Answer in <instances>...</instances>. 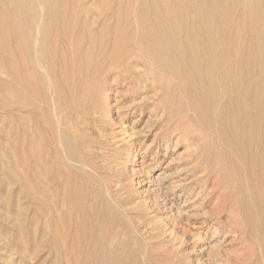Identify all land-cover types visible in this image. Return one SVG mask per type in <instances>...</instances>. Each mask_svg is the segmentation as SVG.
<instances>
[{
    "label": "rangeland",
    "instance_id": "obj_1",
    "mask_svg": "<svg viewBox=\"0 0 264 264\" xmlns=\"http://www.w3.org/2000/svg\"><path fill=\"white\" fill-rule=\"evenodd\" d=\"M112 1L108 0L107 9L110 8L114 11L121 6V20L124 22L129 21L131 27L125 33V38L122 40L123 43L120 44L114 42L110 34L103 40L97 37L98 39L93 42L90 67H86L84 58L81 55L73 56V48L76 47L77 43H74L72 40L70 41L68 38L66 39L65 36L72 32L74 23L78 25L83 24L84 19H86L85 12L87 11L90 19L94 17L97 21L99 10L104 8L102 0H64L62 10L65 14H68L67 17L78 9L81 18L79 21H74L73 19L65 20L66 24L64 25H60L63 23L60 21L57 31L54 30L53 32L55 36L59 33L51 46L55 50L53 64L56 62L57 71L52 76L53 78H50L53 82L67 83L68 85L67 88H59L58 93L64 97L65 106L71 109L73 107L74 114H72L73 117L69 120L67 128L80 141H78L79 145L83 143L80 147L85 163L83 168H80L78 163H68L65 162L66 159L57 156L58 152H60V144L58 139L56 140L58 124L53 118H50L49 122H44L39 115H36L38 113H36L37 110L35 108H26L24 100L21 101L17 98L18 93L14 89L17 90L16 87L20 86L27 76H31V72L28 71V63L24 56H22L23 53L20 47L17 46L18 44H16L13 38L10 39V37L4 35V24L0 20V264H73L70 260H78V264H83V262L84 264H93V262L90 263L88 260L85 262L88 257L87 255L93 249H96L98 253H102L104 256L106 255L105 257H111L115 253H118L117 250L121 248L119 247L122 244L121 242H126L128 246L131 245L127 249V258L130 263L134 262L135 264H155V262L157 264H252V262L253 264H264V253L260 244L261 242L248 229L249 225L246 228L247 223L243 212L240 210L241 199L238 192L240 185H237L239 184L236 176L237 173L229 165L230 170L226 155L220 149L214 135H210L212 127L214 128L215 126L211 125L210 127L207 124L204 127H208L204 129L202 126L196 125L193 122L192 112L184 95L180 96V89L176 85L171 86V79L170 83L161 82L156 77L157 73L152 71L149 66V61L145 60L146 57L143 55H139V52L129 51L130 53L128 52L127 55H124L120 59L121 61H117L118 59L114 61L110 58V53L115 46L128 47L136 40L132 15L137 8L136 2L134 3V0H114L112 3ZM91 27V30L94 32L100 28L98 25ZM88 44L87 39L82 40V50H85ZM80 57L81 63L78 60ZM115 64L118 66H113ZM12 66L15 67L14 74L10 71V67ZM78 71L80 74L77 75ZM75 76L76 79L74 78ZM92 83L94 86L90 88ZM20 89H22L21 95L24 96V89ZM49 91L48 89L47 92ZM49 93L51 94V91ZM65 94L67 97H65ZM74 99L76 105L72 106ZM182 114H185V116L181 117L180 115ZM188 114L190 115V119L188 118ZM36 118H40L38 120L39 123H37ZM236 121V126H240L241 124L239 123L241 121ZM41 124L44 126L42 127ZM222 125L224 126V123L220 122L219 126ZM39 126L42 127V130ZM44 128L47 129L44 130ZM207 128L208 130L206 131ZM38 130L46 131L47 134L43 132V135ZM257 140L258 138L254 137L252 141L255 142ZM37 150L38 152L40 151L38 153L40 155L37 154ZM219 151L221 152L219 153ZM48 152H50L48 157L47 155L46 157L42 155L48 154ZM26 155L30 156V160H28L29 157ZM220 155L225 162H222L221 158H219L220 160L217 159ZM40 157L41 159H39ZM42 158H45V161ZM51 158L62 163L65 162L67 165L65 163H63L64 165L57 163L58 161H53ZM28 161L32 162L29 163ZM88 161L91 162L89 165H87ZM26 163L31 164V167L30 165L25 166L27 165ZM225 164L227 167H225ZM57 166L61 168L58 167L57 169ZM64 170L68 172V175ZM37 171L40 172L38 173ZM70 172L72 173L70 174ZM41 173L43 174L41 175ZM78 177H81L85 181L78 180ZM38 179L41 180L39 181ZM259 179L263 183H260L259 189L264 191V181L262 182L263 179L261 177ZM67 180L69 182L67 185L73 186V188L69 186L72 188L71 190L65 184ZM72 180L78 184H74ZM86 182L93 186L90 187V184L88 185ZM103 185L107 187L104 186V188ZM261 185L263 188H261ZM63 186H65V189ZM81 186L82 188L86 187V190H88L85 193L90 192L89 194L87 193V197L90 198L91 196V202L85 197L86 195L83 197L87 200L82 198L84 202H81L82 199L77 201V198L70 196L73 194L74 188L77 190ZM58 189L59 191H57ZM68 189L72 191V193L70 192L71 194ZM27 190H29V193ZM53 191H56L54 195ZM75 192L77 191H74V194ZM64 193L65 195H63ZM231 194H235L234 197L237 196L239 199L232 197ZM256 195H258L257 198L264 201V192L260 191ZM46 196L49 197L47 198ZM95 196L96 199H94ZM98 196L103 197V199H100ZM40 198L43 200L40 201ZM57 198L60 200H56V203H54V200ZM73 198L78 203H74ZM97 198L101 200L100 202L103 201L106 208L100 204L99 199L97 201ZM52 199L53 202L51 201ZM69 199H72V203L71 200L69 202ZM236 200H239V202ZM59 201L60 203H57ZM119 201L122 203L120 204ZM109 202L115 208L114 212ZM90 203L96 210L91 208ZM54 204H59L57 205L59 207H55ZM117 204L120 208H118ZM47 205H49L51 211L45 209L48 208ZM43 207H45L46 213ZM73 207L80 213L82 211L83 214L77 213ZM84 208H87L85 212H83ZM237 208L241 213H239ZM69 210L73 213L70 212L71 218L75 219L74 224L72 223L73 220L69 218ZM87 210L89 212L94 210V214L92 211L89 214ZM103 210H106L105 214H103ZM59 211L64 217L59 215ZM74 214L75 218L72 217ZM78 214L82 217V220L83 218L85 219L83 222H80V226H87L88 233L89 231H94L97 222H99L98 224L101 227L107 224L106 227L108 229L103 227L107 230H103V228L101 230L100 228L101 231L98 232L96 240L89 233L88 240V237H86L87 228L85 229V226L80 227L78 225ZM117 214L119 215L117 216ZM90 215H93L96 221H91ZM105 215H109L108 218L106 217V220ZM60 216L62 217V221ZM55 217L58 222L54 220ZM116 217L121 220H117L114 223L117 219ZM48 218L52 220L50 221ZM110 220H114V222L111 223L112 221L109 222ZM85 221L86 224H84ZM101 221L103 223L106 221V223L102 224ZM50 222L52 223V227ZM69 222L71 223V227L67 226L68 224L70 225ZM107 222H109V225ZM49 223L50 225H48ZM75 223H77L78 227H76ZM58 224L63 227L60 229V232L67 227L69 230L66 229L58 233L56 230ZM88 224L92 227L88 226ZM114 224H117V226ZM53 226H56V228L54 229ZM118 226L124 228L120 229ZM89 227L92 230H89ZM126 227L127 230L123 231ZM72 228H76V230L80 229V232L77 230L80 237L78 236L79 234L74 236L76 230ZM246 229L248 230L246 231ZM81 230L82 232H86H83V236ZM115 230L118 233L117 235ZM112 231H114L115 235ZM72 232H74L73 237L76 241L72 240ZM128 232L130 235H128ZM102 233L103 235L106 233V236H103ZM55 234H58L59 239ZM111 234L113 235L112 238ZM108 235L110 236L108 237ZM170 235L171 237H169ZM249 235L251 236L249 237ZM114 236H117V238ZM78 237L81 242L77 239ZM82 237H84L83 239L86 237L85 241L87 243L84 242ZM65 238L67 239V243ZM97 239L99 242H97ZM116 239H119L118 241L121 239V241H117L115 245L114 241ZM69 240L71 241L69 242ZM49 241H53L55 246ZM77 241L80 242L81 248L78 246ZM133 242L135 244H132ZM145 242L147 243L145 244ZM94 243L96 247L94 246L93 248ZM100 243H103L105 246ZM60 244H62L61 248ZM90 244L92 247H90ZM107 244L111 245L108 247ZM85 245H88V247ZM113 246H116V249ZM178 246L180 247L178 248ZM77 247H79V250L81 249L79 251L81 255ZM63 248L66 251H63ZM74 248L77 249L75 252H78L76 253L80 255L78 256L79 258L76 253L73 254L74 251L72 250ZM85 248L87 249L85 250ZM102 248L104 251L110 249L108 252L106 251V254ZM89 249L91 250L90 252ZM162 253H165V255L162 256ZM257 253L259 255L262 254V259H259L261 256L259 257ZM71 254L75 255V257ZM151 255L156 260H152ZM160 260L162 261L161 263ZM77 262L74 263L77 264ZM106 264L117 263L110 260Z\"/></svg>",
    "mask_w": 264,
    "mask_h": 264
},
{
    "label": "bare ground",
    "instance_id": "obj_2",
    "mask_svg": "<svg viewBox=\"0 0 264 264\" xmlns=\"http://www.w3.org/2000/svg\"><path fill=\"white\" fill-rule=\"evenodd\" d=\"M63 1L64 0H0V20H1L2 24H4V27H3L4 35L7 37H10V39L13 38L15 40L16 44H18L17 46L20 47V49L23 53L22 56H24L26 62L28 63V71L31 72V76H27L23 80V83H21L20 86L16 87L17 90L14 89V91L16 93H18L17 98L21 101L24 100V103L26 104V108H35L37 110L36 113H38L36 115H39V117H41V119L44 122L48 121L50 118H53V120L58 124V132H56L57 133L56 140L58 139V142L60 144V149H61V150L59 149L60 152H58L57 156L62 158V159H66L65 162L76 163V164L78 163L80 168H83L85 166V163H84V157H83L82 149H80V147L82 146L83 143L79 145L80 141L78 139H76L75 135L73 133H71L70 131H68V128H67V124H68L69 120L71 119V117H73L72 114H74V112H73L74 110H72L73 107L71 109V108H68L67 106H65L64 97L58 93L59 88H61V87H62V89L67 88L68 85H67V83L61 84L59 82L58 83H56L55 81L53 82L50 78L53 75H55L56 71H57V67L55 66L56 62H55V64H53V56L55 54V50L51 46L53 45V42L56 40V38H57L56 36H58L59 33H58V35L56 34V36H55V34H53L54 30L57 31V29L59 27L58 25L60 24V21L63 22L60 25H64V24H66L65 20L73 19L74 21H76V20L79 21L81 18L80 14L78 12V9H76L73 13L70 14L69 17H67L68 14H65L62 10ZM113 1H112V3H113ZM107 2H108V0H102L104 8L99 10V16H98L97 21L95 20L94 17L92 19H90V17L88 16V11H87V12H85V18L87 20L84 19V17H83V19L86 22L84 21L82 25L81 24L78 25V24L74 23L72 26V32L68 33L67 36H65L66 39L68 38L70 41L72 40V41H74V43H77L76 47L73 48V56L76 57L78 55L79 56L81 55V57L84 58V63L86 64L87 68L91 66V64H89L90 61H92L91 60V58H92V55H91L92 52L91 51L93 49V42H94V40L98 39L97 37H99L101 40H103L104 38L108 37V35L110 34V36L113 37L114 42H118L117 44H120V43H123L122 40H124V38H125V33L131 27L129 21L124 22L121 20L122 19L121 18V9H122L121 6H119L117 8V10L112 11L110 8H109L110 10L107 9V5H108ZM134 3H135V5H137L136 10L134 11V13H132V15H133V27H134L135 33H136V40H135L136 43L134 44V42H135L134 41L128 47L115 46L113 48L112 52L110 53V58L114 61L117 59H118L117 61H121L120 59L124 55H127V53L129 51L139 52L140 53L139 55H141V56L143 55L144 57H146L145 60L149 61V63L148 62L147 63L151 67L152 71L157 73L156 77L159 78V80H161V82L170 83V79H171L172 80L171 86L176 85L180 89L179 90L176 87L181 92L180 96L184 95V98L186 99L187 104L189 105V109L192 112L191 115L193 117V122H195L196 125L198 124V126H202L204 129H205V127H208V126L204 127V125H207V124H209L210 127H211V125L215 126L214 128L212 127V131L210 129L208 132L210 133V131H211L210 135L211 134L214 135V138L216 139V142L218 143L220 149H222V151L226 155V158L229 162V164L227 163L228 166L230 165L232 167V169H234L235 172L237 173L236 174L234 172L237 176L238 181H239V182L237 181L239 183L237 185H240L239 189H238L240 199H241L240 210L243 212V216H244L245 221L247 223L246 228L249 225L248 229L251 230V233L254 234V237L259 239V241L261 242L260 244L262 245L263 253H264V206H263L264 201H262L260 198H257L258 195H256L260 191L264 192L261 189H259L260 183H261V179H259V178L261 177L263 179L262 182L264 181V0H134ZM127 8H128V6H127ZM132 12H133V10H132ZM107 13H110L111 15L107 14ZM88 19H90V20H88ZM110 21H112V23H110ZM97 25L100 26V28L96 32L92 31L91 26H97ZM134 38H135V36H134ZM84 39H87L89 44L85 50H82L81 42ZM64 43H65V40H64ZM56 54H57V52H56ZM103 55H104V53H103ZM81 57L78 58L79 62H80ZM106 62H104V63H106ZM78 66H79V63H78ZM81 66H82V64H81ZM113 66L116 67L118 65L115 64ZM76 69H78V68L76 67ZM10 71H11V73L14 74L15 73V67L14 66L10 67ZM7 72H8V69H7ZM22 73H23V71H22ZM78 74H80V72L77 73V75ZM74 78L76 79V76ZM94 83H95V81H94ZM81 85H82V83H81ZM92 86H94L93 83L90 86V88H92ZM20 88L24 89V96L21 95L20 92L22 89H20ZM48 89L51 91V94L49 93L50 91L47 92ZM15 92H14V94H15ZM79 94H78V96H79ZM84 96H85V94H84ZM65 97H67L66 94H65ZM75 105H76V102L74 99V103H72V106H75ZM185 107H186V105H185ZM23 108H25V107L23 106ZM77 110H78V108H77ZM25 113H26V111H25ZM180 116L183 117V116H185V114H182ZM188 116H189L188 118L190 119L189 114H188ZM31 118L33 119V117H31ZM34 119H35V117H34ZM39 119L40 118H38V119L36 118L37 121ZM235 121L236 122L241 121V123H239L241 125L236 126L237 124H235ZM191 122H192V119H191ZM220 122L224 123V126L223 125L219 126ZM37 123H39V121ZM40 123H41V120H40ZM52 123H53V121H52ZM30 124H31V122H30ZM52 125L55 126L54 124H52ZM43 126L44 125H42V127ZM39 127H41V126H39ZM42 127H41V130H42ZM202 127H200V128L203 129ZM35 128H36V125H35ZM45 129H47V128H44V130ZM41 130L40 131L38 130V131L42 132L41 134L44 135V133L46 131L44 132ZM207 130H208V128L206 129V131ZM36 131H37V128H36ZM55 131H56V129H55ZM33 134H34V132H33ZM46 134H47V132H46ZM36 136H37V133H36ZM36 136H35V138H36ZM39 136H41V135L39 134ZM47 136L50 137L49 135H47ZM254 137L258 138V140L255 142L252 141L254 139ZM43 138H45V137L43 136ZM42 140H45V139H42ZM34 141L36 142V140H34ZM35 145H37V144H35ZM46 146L48 147L47 144H46ZM212 148H213V146H212ZM41 152H43V151L41 150ZM53 152H55V151H53ZM53 152H52V154H54ZM220 152L221 151H219V153ZM38 153H40V151L38 152V150H37V154ZM49 154H50V152H48V154L46 153L45 155L44 154H42V155L45 157L47 155V157H48ZM28 155H30V154H28ZM28 155H26V156H28ZM38 155H40V154H38ZM28 157H29L28 160H30V156H28ZM221 157L222 156L220 155V157H218L217 159L220 160L219 158H221ZM39 159H41V157ZM42 159H44V161H45V158H42ZM51 160L54 161L55 159L51 158ZM55 161L57 162L58 160H55ZM221 161L225 162L224 159L222 160V158H221ZM28 162L30 163L32 161H28ZM65 162H63V163H65ZM29 163L28 164L26 163L27 165H25V166L30 165V167H31V164H29ZM57 163H62V162L58 161ZM90 163L91 162H89L87 165H89ZM225 165H223V166H225ZM230 166H229V168H230ZM58 167L59 166H57V169H58ZM225 167H227V165ZM26 168H28V167H26ZM38 168L40 169L39 166H38ZM59 168H61V167H59ZM69 168H70V166H69ZM48 169H49V167H48ZM59 170H61V169H59ZM70 170L72 171L73 169H70ZM230 170H231V168H230ZM40 171H41V169H40ZM64 171H66V170H64ZM63 172H62V175H63ZM71 173L72 172H70V174ZM94 173H96V172H94ZM42 174L43 173H41V175ZM67 175H68V172H67ZM76 175H77V173H76ZM79 175L81 176V174H79ZM94 176H96V175H94ZM233 177H235V176H233ZM78 178H79L78 180L85 181L81 177H78ZM84 178H86V177H84ZM231 179H232V177H231ZM46 180H48V179H46ZM73 180H74V178H73ZM73 180H72V182H73ZM234 180H235V178H234ZM49 181H50V179H49ZM42 182H43V180H42ZM75 182H76V180H75ZM55 183L57 184L56 181H55ZM68 183L69 182L67 180V182L65 184L67 185ZM86 183L88 184V182H86ZM41 184L43 185V183H41ZM74 184H78V183H74ZM231 184L233 185L232 182H231ZM261 184H263V183H261ZM45 185H46V182H45ZM69 186L73 188L72 185L69 184ZM69 186H68V188H70ZM92 186L93 185L90 184V187H92ZM104 186H106V185H103V187ZM63 187L65 189V186H63ZM236 187H238V186H236ZM48 188H50V187H48ZM72 188H70V190ZM232 188H234V187H232ZM261 188H263L262 185H261ZM45 189H47V188H45ZM235 189L237 190V188H235ZM258 189H259V192H258ZM55 190H56V187H55ZM70 190L68 189L69 193L70 192L72 193V191H70ZM28 191L29 190H27V192ZM49 191H51V190H49ZM57 191H59V189ZM74 191H77V192H75V194H74ZM74 191H73L74 195L71 193H70L71 195L70 194L69 195L74 197V198H77V201H79L80 199L85 198V197L89 200L91 198V196H90V198L87 197V193L89 194L90 192L85 193L86 191H88V190H86V187L82 188V186H81L77 190H75V188H74ZM54 192H56V191H53V195L55 194ZM65 193L63 195H65ZM46 194H47V192H46ZM235 194H236V192H235ZM235 194H231L232 197H234ZM84 195H86V196L83 197ZM260 195L262 198L263 197L262 193ZM68 196H67V201H68ZM92 196H94V195H92ZM100 196H101V194H100ZM46 197L48 198L49 196H46ZM236 197H234V198H236ZM63 198H66V197H63ZM74 198H73V202L75 203L77 201H74V200H76ZM99 198L103 199V197H99ZM99 198H97V201ZM121 198H122V196H121ZM94 199H96V196ZM100 199H99V202L101 201ZM42 200L43 199H41L40 201H42ZM56 200H60V199H58V198L55 199L54 203H56ZM70 200L72 203V199H69V202H70ZM51 201L53 202V199ZM63 201H62V203H63ZM105 201H106V199H105ZM236 201L239 202V200H236ZM65 202H66V200H65ZM81 202H84L83 199ZM90 202H91V200H90ZM115 202H116V199H115ZM57 203H60V201ZM62 203H61V205H62ZM109 203L111 204V202H109ZM112 203H113V201H112ZM119 203H120V201H119ZM100 204L103 207L105 205V204H103V201L100 202ZM57 205H59V204H56V205L54 204L55 207H57ZM86 205H88V204H86ZM43 206H44V204H43ZM47 206H48V208L43 207V209L45 208V209L51 211V209H49L50 208L49 205H47ZM90 206H91V203H90ZM111 206H112V204H111ZM163 206H164V204H163ZM66 207H67V204H66ZM107 207H110V206H107ZM76 208H77V206H76ZM91 208H93V206H91ZM104 208H106V206ZM118 208H120V206ZM45 209H44V212H45ZM86 209L84 208L83 212H85ZM93 209H95V208H93ZM114 209L115 208L113 207V212H114ZM160 209H161V204H160ZM74 210H76V212L79 213L80 215L83 214L82 211L80 213L77 211V209L74 208ZM240 210H239V213H241ZM87 211L89 212V210H87ZM103 211H104L103 214H105L106 210H103ZM108 211H109V209H108ZM157 211H158V209H157ZM68 212H69V214H70V212L72 213V211H70V210ZM90 212H89V214H90ZM158 212H160V210ZM92 213L94 214V210L92 211ZM61 214L62 213L60 212L59 215H61ZM75 214L72 217L75 218ZM79 214H78V216H79V219H78L79 224L78 225L80 226L81 225L80 222H83L85 219L83 218V220H82V217ZM125 214L127 215V213H125ZM118 215L119 214H117V216ZM52 216H55V215H52ZM52 216H51V218H53ZM61 216L64 217V215H61ZM61 216H60V218L62 221ZM78 216H77V218H78ZM92 216L90 218L91 221H96L95 217L94 216L92 217ZM102 216H104V215H102ZM108 216L109 215H107V216L105 215V220L108 218ZM115 216H116V214H115ZM44 217H46V216H44ZM69 218H71V214H70ZM116 218L117 219L115 222H114V220L113 221L110 220L109 222L112 221L111 223H113V222L116 223L117 220H121V219H118V217H116ZM44 219H46V218H44ZM48 219H50V218H48ZM65 219H66V215H65ZM65 219H63V220H65ZM51 220L52 219H50V221ZM54 220H56V217ZM74 220L72 221V223L75 222ZM80 220H82V221H80ZM100 220H102V219H100ZM53 222L54 221H52V223ZM57 222H56V226H57ZM109 222H107L108 225H109ZM50 223L48 225H50ZM52 223H51V227H52ZM63 223H65V222L63 221ZM87 223H89V221H87ZM98 223L99 222H97L96 224H98ZM105 223H106V221L104 223L102 222V224H105ZM141 223H142V221H141ZM53 224H55V223H53ZM75 224H76V227H78L77 223H75ZM84 224H86V221ZM96 224H95L94 231L93 232L89 231V233L91 234V237L95 240L98 236V232L101 231L103 227L107 228L106 227L107 224H105L106 226H102V227H101V225L99 226V224L98 225H96ZM117 224L116 225L114 224V225L117 226ZM44 225H45V221H44ZM59 225L60 224H58V228L56 229L58 231V233L60 232V229L63 228ZM62 225L64 226V224H62ZM56 226H53L54 229L56 228ZM67 226L71 227V223H70V225L68 224ZM82 226H80V227H82ZM88 226H90V224H88ZM120 226H121V224H120ZM120 226H118V228H120V229L124 228V227L121 228ZM65 227H66V224H65ZM68 227L62 229L61 232L63 230L65 231L66 229H68ZM90 227H92V226H90ZM90 227H89V230H92ZM108 227H111V226H108ZM152 227H153V225H152ZM86 228H87V226H85V229ZM100 228H101V230H100ZM104 228H103V230L108 229V228L107 229H104ZM149 228H150V225H149ZM50 229H53V228H50ZM80 229L85 230L83 228H80ZM139 229H140V227H139ZM248 229H246V231ZM73 230H76V228ZM77 230L75 231V233H77V234H75L74 232H72V235L70 234L72 236V240L73 239L75 240V238L73 237V233H74V236H77L79 234L78 232H80V231L78 230V232H77ZM82 230H81V233L83 236L84 231L82 232ZM126 230H127V227L125 229H123V231H126ZM51 231H53V230H51ZM112 232L114 234V231H112ZM117 232H119V231H117ZM145 232H146V230H145ZM64 233H66V232H64ZM64 233H62V234H64ZM84 233H86V232H84ZM89 233H88V228H87V236H86V234H85V236L86 237H88V235L90 236ZM115 233H116V230H115ZM246 233H248V232H246ZM62 234H61V236H62ZM117 234L118 233H116V235ZM126 234H127V232H126ZM102 235H103V233H102ZM128 235H130L129 232H128ZM246 235H248V234H246ZM78 236L80 237V234ZM103 236H101V237L104 239ZM109 236L110 235H108V237ZM250 236L251 235H249V237ZM79 237L77 239L80 241ZM86 237H85V239H83L84 237H82L84 242H86L85 241ZM112 237H113V235L111 236V238ZM114 237L117 238V236H114ZM123 237H124V235H123ZM169 237H171V235ZM254 237H252V238H254ZM57 238H58V236H57ZM66 238H67V235H66ZM66 238H65V240L67 243ZM111 238H109V239H111ZM118 238H119V235H118ZM87 239L89 240V237ZM125 239H126V236H125ZM95 240H94V242H95ZM118 240L119 239H116V241H114L115 245H116V242ZM170 240H171V238H170ZM70 241L71 240H69V242ZM79 241H77L78 242L77 244H79L78 246L80 247L81 241L80 242ZM120 241H121V239H120ZM120 241H118V242H120ZM255 241H257V240H255ZM255 241H254V243H255ZM49 242L55 246L53 241H49ZM97 242H99V240ZM128 242H129V240H128ZM95 243L93 245V248H94V246L96 247ZM121 243L122 244L119 245V247H121V248H119L117 250L118 253H115L114 255H112V253H111V255H112L111 257H105L106 255L104 256L102 253H98V251H96V249H93V251L90 252L91 251L90 250L91 248H90L89 249L90 253L88 254L86 252L88 254L87 255L88 257L86 256L87 259L85 262H87V260H88V262H90V263L93 262V264H106L108 261L111 260V261L116 262L117 264H135L134 262L130 263L128 261V258H127V249L131 245L128 246L126 242H121ZM146 243L147 242H145V244ZM64 244H65V242H64ZM100 244L104 245L103 243H100ZM132 244H135V243L133 242ZM61 245L62 244H60V248H61ZM109 245H111V244H109ZM109 245H108V247H109ZM64 246H66V245H64ZM85 246L88 247V245H85ZM99 246H101V245H99ZM146 246H148V245H146ZM162 246H164V245H162ZM79 247H77L78 252L81 250V249L79 250ZM90 247H92L91 244H90ZM179 247L180 246H178V248ZM82 248H83V246H82ZM114 248H113V250H114ZM146 248H148V247H146ZM86 249L87 248H85V250ZM109 249H107L106 251L108 252ZM144 249H145V247H144ZM75 250H77V249L74 248V250H72V251H74L73 254L77 252V251L75 252ZM61 251H62V249H61ZM63 251H66V250L64 249ZM103 251H104V249H103ZM106 251H104V252L106 253ZM164 252H165V250H164ZM77 253H76V255H77ZM79 254H80V252H79ZM79 254L77 255V257L81 255V254L80 255ZM84 254H83V256H84ZM151 254H152V252H151ZM162 254H163L162 256L165 255V253H162ZM257 255H259V254L257 253ZM261 255H259V257ZM72 256L75 257V255H72ZM72 256H70V257H72ZM162 256H160V257L162 258ZM262 257L263 256H261V258H259V259H262ZM152 258H153V256H152ZM156 258H158V257H156ZM71 259L73 260V258H71ZM68 260H70V259H68ZM68 260H67V263H68ZM80 260H83V259H80ZM152 260H156V259L153 258ZM77 261L78 260H76V261L70 260V262L73 264H76L74 262H77ZM263 261H264V258H263ZM78 262H77V264H78ZM161 262L162 261L160 260V263ZM254 262H256V261H254ZM259 262H261V261L259 260ZM83 264H84V262H83ZM155 264H157V262H155ZM252 264H253V262H252Z\"/></svg>",
    "mask_w": 264,
    "mask_h": 264
}]
</instances>
